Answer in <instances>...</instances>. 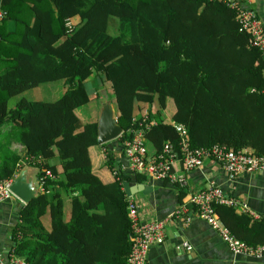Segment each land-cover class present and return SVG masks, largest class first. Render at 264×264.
<instances>
[{
    "label": "trees",
    "instance_id": "obj_1",
    "mask_svg": "<svg viewBox=\"0 0 264 264\" xmlns=\"http://www.w3.org/2000/svg\"><path fill=\"white\" fill-rule=\"evenodd\" d=\"M0 11V131L8 129L0 135V181L28 157L41 188L21 205L11 232L8 253L27 264H126L125 193L145 174L120 175L124 192L116 179L104 182L92 171L95 119L76 113L89 102L90 78L111 99L122 128L113 142L122 158V142L144 108L150 153L165 142L176 148L172 124L184 126L192 148L264 153V60L222 0H0ZM73 16L79 21L69 28ZM7 20L14 22L10 32ZM57 81L64 88L56 98L20 97L9 107L11 97ZM11 141L23 154L9 149ZM108 149L109 167L116 162ZM45 170L53 177L42 180ZM213 210L236 238L264 244L263 219L225 205Z\"/></svg>",
    "mask_w": 264,
    "mask_h": 264
},
{
    "label": "crops",
    "instance_id": "obj_2",
    "mask_svg": "<svg viewBox=\"0 0 264 264\" xmlns=\"http://www.w3.org/2000/svg\"><path fill=\"white\" fill-rule=\"evenodd\" d=\"M244 5L256 13L264 27V0H245ZM78 21L79 18L73 16L68 18L66 23L70 28L75 26ZM5 25L6 30L10 32L13 30L14 22L7 20ZM1 66L0 64V71L2 70ZM63 88V84L60 81L40 84L11 97L9 107L20 97L40 100L54 99L60 95ZM98 89L96 93H93V90L89 92V102L87 104L92 101L96 102ZM167 108L170 114L172 106L169 102ZM147 111L144 108L142 113H147ZM96 114L97 107L95 106L89 108L87 114L79 115L77 113L82 121H86L91 117L96 119ZM166 116V119L163 120L165 122L168 121V114ZM134 118L138 117L135 116ZM7 130V127H2L0 133H5ZM113 141H109L105 147L97 144L88 148L92 171L104 182L113 180L110 173L111 166L108 167L106 164L103 153L106 147L114 154L116 164H113V167L117 165L118 161H120L119 164L124 163V158L121 157ZM9 149L19 155L23 154L22 146L15 141L10 142ZM147 149L152 152L150 146ZM27 165L33 166L31 163H27L24 166ZM175 168L179 170L180 166L178 163L175 164ZM57 169H60L59 166H57ZM184 175L186 178V186L184 188H179L164 180L146 175L141 181L128 183L127 191L135 201L140 217L143 219H160L185 201L186 192H193L208 186H217L225 194L245 202L249 209L257 215L255 219L264 220V171L243 172L228 180L216 162L205 160L199 169L190 170ZM17 204L16 198L0 202V251L4 254L5 263L8 262L7 255L12 243L11 232L18 222ZM68 211L69 203L66 200L63 207L64 218L68 217ZM186 213L193 215V210L189 205H187ZM41 219L47 228L49 226L48 217L45 215ZM183 243H186L189 248H186ZM144 264H264V256L252 258L232 254L207 223L192 216L185 224H182L180 218L166 221L163 241L148 248Z\"/></svg>",
    "mask_w": 264,
    "mask_h": 264
},
{
    "label": "built area",
    "instance_id": "obj_3",
    "mask_svg": "<svg viewBox=\"0 0 264 264\" xmlns=\"http://www.w3.org/2000/svg\"><path fill=\"white\" fill-rule=\"evenodd\" d=\"M222 1L233 11L239 30L247 34L248 43L259 51L261 58L264 60V27L256 13L244 5L245 0ZM3 14L4 12L0 11V17ZM133 119L138 127L131 128L129 137L122 142L124 163L110 167L113 179L118 181L120 189L124 192L126 188L120 175H132L134 172H141L146 176L165 180L169 184L184 188L186 186L184 174L190 170L199 169L205 160L216 162L228 180L243 172L264 171V153L254 154L246 148L232 150L222 145L192 148L189 145L186 129L181 124H172L179 137L176 148L171 143L165 142L158 152L150 153L147 151L143 135V128L147 127L149 123L145 121L146 113H141L139 118ZM27 161L28 157H25L17 162L16 173L28 163ZM176 163L180 166L179 170L175 168ZM13 176L0 181V202L15 198L8 188ZM48 177L52 178L53 176L49 170H45L41 179L44 180ZM38 185L40 188L39 183ZM185 194V201L176 206L166 216L160 219H143L140 217L138 207L131 195L128 192L125 193L126 212L130 225L126 264L145 263L148 248L163 241L166 221L180 218L182 224H185L192 216L207 223L232 254L252 258L264 256V244H247L236 238L220 222L217 213L213 210L215 204L230 206L234 210L255 219L257 215L249 209L245 202L225 194L217 186H208ZM187 205L192 208L193 215L186 213ZM183 245L189 248L186 243H183ZM7 259L8 262L5 263L4 254L0 251V264H27L22 259L9 253Z\"/></svg>",
    "mask_w": 264,
    "mask_h": 264
},
{
    "label": "water",
    "instance_id": "obj_4",
    "mask_svg": "<svg viewBox=\"0 0 264 264\" xmlns=\"http://www.w3.org/2000/svg\"><path fill=\"white\" fill-rule=\"evenodd\" d=\"M96 107V143L103 144L115 140L122 133V128L116 122L114 107L103 87H99L98 89ZM37 173L38 169L36 167L27 165L21 167L13 176L8 188L18 202L17 211L21 205L28 203L31 198L40 192L36 180Z\"/></svg>",
    "mask_w": 264,
    "mask_h": 264
},
{
    "label": "rangeland",
    "instance_id": "obj_5",
    "mask_svg": "<svg viewBox=\"0 0 264 264\" xmlns=\"http://www.w3.org/2000/svg\"><path fill=\"white\" fill-rule=\"evenodd\" d=\"M111 18H114V17H111ZM114 26V24L112 23V27ZM87 90L90 92L91 90H93V93H96V90L99 88V87H102L101 85H99V82L94 78H90L86 84H85ZM104 88V87H103ZM105 89V88H104ZM106 90V89H105ZM96 107V102L92 101L90 104H87V105H83L81 107L78 108L77 110V113L80 115V114H87L88 113V109L89 108H93V107ZM168 112V108L167 110L165 111V113H163V115L161 116L162 117V120H165L166 119V114ZM1 134V133H0ZM147 148H149V145L146 143L145 144ZM150 151V150H148Z\"/></svg>",
    "mask_w": 264,
    "mask_h": 264
}]
</instances>
